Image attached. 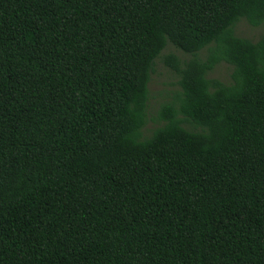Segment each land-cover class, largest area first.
I'll use <instances>...</instances> for the list:
<instances>
[{
  "label": "trees",
  "instance_id": "1",
  "mask_svg": "<svg viewBox=\"0 0 264 264\" xmlns=\"http://www.w3.org/2000/svg\"><path fill=\"white\" fill-rule=\"evenodd\" d=\"M241 18L264 0H0V264H264V34ZM158 59L179 90L144 136Z\"/></svg>",
  "mask_w": 264,
  "mask_h": 264
},
{
  "label": "rangeland",
  "instance_id": "2",
  "mask_svg": "<svg viewBox=\"0 0 264 264\" xmlns=\"http://www.w3.org/2000/svg\"><path fill=\"white\" fill-rule=\"evenodd\" d=\"M234 32L237 36L248 38L250 40H257L264 34V24L259 27L250 26L245 19L241 18L234 26ZM162 54H173L178 56L181 60H187L190 56L168 45ZM205 51H201L199 56L203 57ZM231 66L226 63L218 64L207 77L218 79L224 83L230 82ZM177 77L166 68L161 59L156 60L154 71L151 74L148 102V122L142 133L144 136L150 135L151 131L156 128L159 123L156 120V114L162 104L171 100L174 93L178 91L176 86Z\"/></svg>",
  "mask_w": 264,
  "mask_h": 264
}]
</instances>
